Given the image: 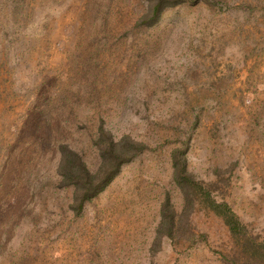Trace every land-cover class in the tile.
<instances>
[{
    "label": "rangeland",
    "instance_id": "rangeland-1",
    "mask_svg": "<svg viewBox=\"0 0 264 264\" xmlns=\"http://www.w3.org/2000/svg\"><path fill=\"white\" fill-rule=\"evenodd\" d=\"M149 5L0 0V264H264V0H187L146 27ZM101 119L146 149L78 212L59 145L97 170ZM177 148L243 234L185 197Z\"/></svg>",
    "mask_w": 264,
    "mask_h": 264
},
{
    "label": "trees",
    "instance_id": "trees-1",
    "mask_svg": "<svg viewBox=\"0 0 264 264\" xmlns=\"http://www.w3.org/2000/svg\"><path fill=\"white\" fill-rule=\"evenodd\" d=\"M187 0H150L148 10L140 17L141 22L150 27L161 17L164 9L186 2ZM97 138L93 144L98 149L100 165L97 170L91 171L83 156L76 150L70 149L68 144H60V162L58 172L65 185L76 188L77 198L75 209L81 212L87 202L100 194L109 183L119 174L122 165L133 160L146 149V145L128 135L119 139L105 128L104 120H100ZM174 178L188 199V191L199 190L204 203L213 213L221 217L234 236H240L246 230L231 205L220 201L212 195L202 183L197 181L187 169L186 149L177 148L172 153ZM174 224V214L171 210L170 200L162 208L161 229ZM169 235V234H168Z\"/></svg>",
    "mask_w": 264,
    "mask_h": 264
}]
</instances>
